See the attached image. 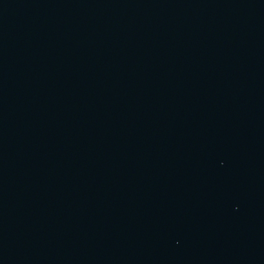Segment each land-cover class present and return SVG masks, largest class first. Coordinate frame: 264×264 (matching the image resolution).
Returning <instances> with one entry per match:
<instances>
[{"label":"water","instance_id":"1","mask_svg":"<svg viewBox=\"0 0 264 264\" xmlns=\"http://www.w3.org/2000/svg\"><path fill=\"white\" fill-rule=\"evenodd\" d=\"M0 264H264V0H0Z\"/></svg>","mask_w":264,"mask_h":264}]
</instances>
